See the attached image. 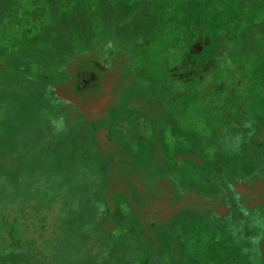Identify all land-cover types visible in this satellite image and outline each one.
I'll return each mask as SVG.
<instances>
[{
  "label": "rangeland",
  "instance_id": "rangeland-1",
  "mask_svg": "<svg viewBox=\"0 0 264 264\" xmlns=\"http://www.w3.org/2000/svg\"><path fill=\"white\" fill-rule=\"evenodd\" d=\"M261 207L264 0H0V264H264Z\"/></svg>",
  "mask_w": 264,
  "mask_h": 264
},
{
  "label": "trees",
  "instance_id": "trees-1",
  "mask_svg": "<svg viewBox=\"0 0 264 264\" xmlns=\"http://www.w3.org/2000/svg\"><path fill=\"white\" fill-rule=\"evenodd\" d=\"M129 41V43L130 42H132L131 40H127L126 42H128ZM63 72V70H61V69H59V71L57 72L58 74H60V73H62ZM164 76H165V78L164 77H161V81H159V86H160V88L162 89V91L163 92H165V87L166 86H164V82H166V74H164ZM100 170H102V168H100ZM245 212H243L242 214H236V215H234V214H232L231 216H232V218L231 219H233L234 218V221H238L239 219H243V218H249V220H253V219H255L256 220V222L257 221H259V223H260V226L262 227V229H264V208L262 209V210H260V208H258L257 210H254V211H252V210H248V211H246V210H244ZM110 215V218H112L113 217V219H115L116 220V222L117 223H119V222H121V212L118 210V207L115 209V211H114V213L113 214H109ZM128 217L130 218V216L128 215ZM127 217V219H129ZM132 217H133V215H132ZM134 221H135V223L137 224V226H138V222H137V220H136V218H132ZM177 219V220H176ZM173 220V221H172ZM181 219H178V218H174V219H171L170 221H172V223L174 224V225H176V224H178V223H180L181 221H180ZM133 223V221H130V224H132ZM135 226V225H134ZM139 227V226H138ZM142 234H141V232H140V230L138 231V228L136 227V229L134 230V229H128V231L126 232V233H124V239H122L121 238V243H123V242H128V244H133V247L135 246V244H139L140 242L137 240V237L138 236H141ZM162 235V233H160V236ZM125 236L127 237V239L129 240V241H127L126 239H125ZM128 236H130L131 237V239L128 237ZM159 236V237H160ZM161 238V237H160ZM167 242V241H166ZM135 243V244H134ZM162 243H160V245H161ZM130 246V245H129ZM127 247V248H126ZM136 247H138V246H136ZM111 248V247H110ZM127 249V252H129L128 250L130 249V247H128L126 244H117V245H115L114 247L112 246V251L111 250H109V254H108V257L110 258V259H114L115 257L113 256V254H115V253H117V252H120V250L121 249ZM148 248V247H147ZM146 248V249H147ZM145 249V250H146ZM141 250H144V249H140V251ZM113 252V253H112ZM141 253V252H140ZM139 261H140V263L139 264H151V258H150V254H149V256H147L146 255V257L145 256H143V255H139ZM144 257V258H143ZM111 260V261H112ZM115 260V259H114ZM114 262V261H113ZM107 264H109L108 262H107Z\"/></svg>",
  "mask_w": 264,
  "mask_h": 264
},
{
  "label": "flooded vegetation",
  "instance_id": "flooded-vegetation-1",
  "mask_svg": "<svg viewBox=\"0 0 264 264\" xmlns=\"http://www.w3.org/2000/svg\"><path fill=\"white\" fill-rule=\"evenodd\" d=\"M264 207H261L260 210H262Z\"/></svg>",
  "mask_w": 264,
  "mask_h": 264
}]
</instances>
